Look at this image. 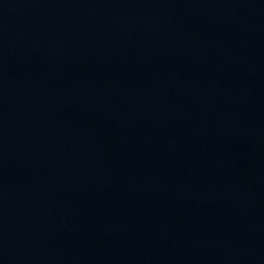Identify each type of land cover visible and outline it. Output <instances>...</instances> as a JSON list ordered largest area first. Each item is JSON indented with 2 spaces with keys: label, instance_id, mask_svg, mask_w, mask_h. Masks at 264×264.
Listing matches in <instances>:
<instances>
[{
  "label": "water",
  "instance_id": "obj_1",
  "mask_svg": "<svg viewBox=\"0 0 264 264\" xmlns=\"http://www.w3.org/2000/svg\"><path fill=\"white\" fill-rule=\"evenodd\" d=\"M0 264H264V10L0 0Z\"/></svg>",
  "mask_w": 264,
  "mask_h": 264
}]
</instances>
